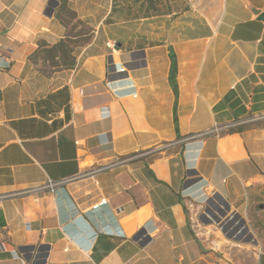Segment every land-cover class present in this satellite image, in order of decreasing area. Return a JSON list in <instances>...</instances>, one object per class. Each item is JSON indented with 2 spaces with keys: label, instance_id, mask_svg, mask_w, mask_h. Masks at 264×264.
<instances>
[{
  "label": "crops",
  "instance_id": "1",
  "mask_svg": "<svg viewBox=\"0 0 264 264\" xmlns=\"http://www.w3.org/2000/svg\"><path fill=\"white\" fill-rule=\"evenodd\" d=\"M59 5L0 0V264H264V0H67L43 75Z\"/></svg>",
  "mask_w": 264,
  "mask_h": 264
},
{
  "label": "trees",
  "instance_id": "2",
  "mask_svg": "<svg viewBox=\"0 0 264 264\" xmlns=\"http://www.w3.org/2000/svg\"><path fill=\"white\" fill-rule=\"evenodd\" d=\"M55 18L65 28L63 38L54 44L38 41L36 50L30 56L33 61H41L42 68L40 71L43 75H50L62 69H72L75 65L74 48L87 44L91 38L90 28L76 17V14L67 6V0H60ZM76 27H79L81 32H75ZM176 74L177 65L173 57L169 72V83L175 98L177 97Z\"/></svg>",
  "mask_w": 264,
  "mask_h": 264
},
{
  "label": "built area",
  "instance_id": "3",
  "mask_svg": "<svg viewBox=\"0 0 264 264\" xmlns=\"http://www.w3.org/2000/svg\"><path fill=\"white\" fill-rule=\"evenodd\" d=\"M211 133H213V132H211V131H207V132L203 133L202 136H206V135H209V134H211ZM59 184H60V183H55V182H52V181L49 180V181L46 183V185H44V186H42V187H39V188H37V189H32V190H43V189H48V190H50V191H53V190H54ZM106 202H107L106 199H101V201H100L97 205H95L94 207L97 208V207L100 206V205H104ZM0 245H2V244H0Z\"/></svg>",
  "mask_w": 264,
  "mask_h": 264
},
{
  "label": "water",
  "instance_id": "4",
  "mask_svg": "<svg viewBox=\"0 0 264 264\" xmlns=\"http://www.w3.org/2000/svg\"><path fill=\"white\" fill-rule=\"evenodd\" d=\"M53 4H54L53 6H56L57 2L55 1ZM50 6H51V4H50ZM259 18L264 21V14H261Z\"/></svg>",
  "mask_w": 264,
  "mask_h": 264
},
{
  "label": "rangeland",
  "instance_id": "5",
  "mask_svg": "<svg viewBox=\"0 0 264 264\" xmlns=\"http://www.w3.org/2000/svg\"><path fill=\"white\" fill-rule=\"evenodd\" d=\"M74 31L77 32V33H78V32H81V30H80L79 27H76ZM248 262H249V261H248ZM250 263H251V262H250Z\"/></svg>",
  "mask_w": 264,
  "mask_h": 264
}]
</instances>
